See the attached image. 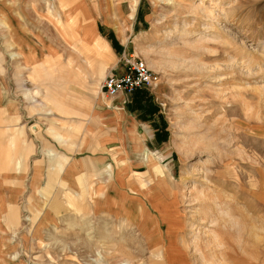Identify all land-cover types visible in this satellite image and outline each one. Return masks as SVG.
I'll return each instance as SVG.
<instances>
[{
	"label": "rangeland",
	"instance_id": "374dc122",
	"mask_svg": "<svg viewBox=\"0 0 264 264\" xmlns=\"http://www.w3.org/2000/svg\"><path fill=\"white\" fill-rule=\"evenodd\" d=\"M96 24L109 51L90 49L91 72L76 33ZM125 57L159 75L124 94L129 124L97 92ZM0 77L33 160L43 136L106 168L97 190L88 174L30 185L0 264H264V0H0Z\"/></svg>",
	"mask_w": 264,
	"mask_h": 264
},
{
	"label": "crops",
	"instance_id": "0c3cea01",
	"mask_svg": "<svg viewBox=\"0 0 264 264\" xmlns=\"http://www.w3.org/2000/svg\"><path fill=\"white\" fill-rule=\"evenodd\" d=\"M18 14L15 13V16ZM64 18V17H63ZM65 20V18H64ZM23 20H22V26H23ZM77 33L79 35V43L81 44V47H83V52L86 58L94 57L91 54L90 49L92 47V40L91 37L95 35V33L105 42L107 52L109 51L108 45L106 41L103 39L102 36L99 34V30L97 28L96 24V30H86L81 28L80 25H77ZM83 31V32H81ZM99 33V34H98ZM28 35V34H27ZM30 40L32 41V45H36L37 49L35 50V47H32V50L34 51L36 57L38 56V51L40 53H48L50 51L52 53V47H47L45 43H42L39 37H33L28 36ZM85 40V41H84ZM37 52V53H36ZM95 58V59H94ZM92 60V71H96L101 68V63L104 61V59H98L94 57ZM105 58V57H104ZM97 59V60H96ZM102 60V61H101ZM28 62V58L25 60ZM57 68V67H56ZM79 69L80 72H83L84 67L81 64L76 65L75 71ZM123 71V68L119 71ZM73 71L69 74H66V76H63L62 78H67L69 81L74 80ZM85 75V74H83ZM53 81V80H52ZM52 85V84H51ZM48 86V98H52L56 91H53V88ZM53 86H55V82H53ZM59 86V83L56 85ZM52 91V92H51ZM5 90L3 89V82L1 81L0 77V100H2L4 96ZM103 95L104 93L101 92ZM39 94V93H37ZM50 96V97H49ZM77 98L80 96L77 94L75 95ZM126 95L123 93L119 94L115 98H117L115 105H112L113 113L111 114V118L117 117L121 121L123 119L126 120V122L130 123V117L127 115L128 113L125 110V105L123 103V99ZM50 98V99H51ZM57 102L58 108H60V105L63 99H53ZM0 102V249L3 250L9 249L12 245L9 243L8 236H5L6 234L11 233L10 235H13L16 232V228L19 224V209H21L20 202L23 200L27 192V188L31 185V188L34 190V192H40L45 188L46 184H49L50 182L54 183L55 181L61 180L64 185L69 187L68 189H71V184L69 183V180L76 179L78 176L79 179H82L81 177L85 174H88L89 181H94L96 185H94V188L97 190V188L101 185V180L106 179V168L103 166L102 157L103 156H97L93 155L90 157V155H84V156H75V152H66L63 155L60 154L58 151L54 150L53 148H49L46 143H49L50 140H46L45 137L42 136V139L40 143L42 144V148L45 147L46 150L41 152L40 156H37L36 159H32L30 156L34 154V152L29 151V143L31 142L29 140V135L27 129L24 128L23 122H19L18 120L14 122L10 117L9 111L16 110L13 106L10 105L11 109L8 108V104H1ZM45 106V105H44ZM111 107V106H110ZM5 113V114H4ZM113 123V124H112ZM108 121H104V123H100V126L103 127H109ZM109 124L115 125V121H110ZM134 125L133 123H131ZM131 125V126H132ZM123 126L121 125V127ZM121 130V129H119ZM114 132V131H113ZM114 133L115 135L117 134ZM112 132H110L111 134ZM122 134V133H121ZM61 138L64 139V137H58L57 139L61 140ZM112 138V135H111ZM54 139V138H53ZM56 142L57 140L54 139ZM34 141V140H32ZM62 141V140H61ZM63 140L62 142H64ZM32 143V142H31ZM54 148V143L52 142ZM47 146V147H46ZM44 149V148H43ZM58 149V148H57ZM62 158V159H61ZM31 160V163H30ZM30 166V167H29ZM29 168H31V177L33 178L28 183L26 181L27 174H29ZM104 170V172H102ZM111 175V170H109L108 177ZM81 176V177H80ZM40 187V188H39ZM118 186L116 185L113 187L116 191H118ZM53 190V189H51ZM103 190V189H102ZM29 191V190H28ZM56 191V188L54 189ZM91 191V190H90ZM89 189H86L84 192L88 193L90 192ZM79 195L83 194H76L78 197ZM83 197V196H82ZM82 197L79 198V205L78 209H82L86 213H88L87 209L89 208V205H93L92 200L89 196L90 201L83 203ZM44 204V201H42ZM43 204L41 207H39V211H42V217L45 215L50 216V214L43 209ZM85 208V210H84ZM101 206L99 204L98 211L101 212ZM50 209V207H49ZM91 209V208H90ZM44 210V211H43ZM51 217V216H50ZM8 240V241H7ZM5 243V246L2 245Z\"/></svg>",
	"mask_w": 264,
	"mask_h": 264
},
{
	"label": "built area",
	"instance_id": "2783aa9c",
	"mask_svg": "<svg viewBox=\"0 0 264 264\" xmlns=\"http://www.w3.org/2000/svg\"><path fill=\"white\" fill-rule=\"evenodd\" d=\"M123 71L107 74L101 81L100 90L115 98L119 94H132L138 90L154 89L159 83L158 73L142 60L124 58Z\"/></svg>",
	"mask_w": 264,
	"mask_h": 264
},
{
	"label": "bare ground",
	"instance_id": "6f19581e",
	"mask_svg": "<svg viewBox=\"0 0 264 264\" xmlns=\"http://www.w3.org/2000/svg\"><path fill=\"white\" fill-rule=\"evenodd\" d=\"M91 40H92V47L96 48V49H100V46L102 43H104V41L102 42V39L95 33L94 36L91 37ZM85 41V40H84ZM99 94H102L100 91V89H98L97 91ZM103 95V94H102ZM110 98V97H109ZM112 99V98H110Z\"/></svg>",
	"mask_w": 264,
	"mask_h": 264
},
{
	"label": "trees",
	"instance_id": "16d2710c",
	"mask_svg": "<svg viewBox=\"0 0 264 264\" xmlns=\"http://www.w3.org/2000/svg\"><path fill=\"white\" fill-rule=\"evenodd\" d=\"M143 91L144 90H138V91H135L134 93H132L133 95H135V94H139V92H141L142 93V95H143Z\"/></svg>",
	"mask_w": 264,
	"mask_h": 264
}]
</instances>
